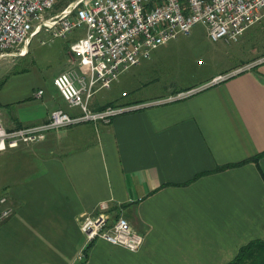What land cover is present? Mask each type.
<instances>
[{
  "label": "crops",
  "instance_id": "1",
  "mask_svg": "<svg viewBox=\"0 0 264 264\" xmlns=\"http://www.w3.org/2000/svg\"><path fill=\"white\" fill-rule=\"evenodd\" d=\"M68 64L77 67L72 54ZM224 71L146 100L126 77L117 83L127 96L110 102L139 108L4 148L0 182L24 228L17 246L33 248L16 264H226L242 246L264 240V49ZM95 94L89 110L102 111L109 102ZM33 99L0 116L6 130L44 123L55 109L79 112L56 89ZM101 205L110 221L122 217L141 234L142 246L133 253L97 239L77 261L87 247L81 222Z\"/></svg>",
  "mask_w": 264,
  "mask_h": 264
},
{
  "label": "built area",
  "instance_id": "2",
  "mask_svg": "<svg viewBox=\"0 0 264 264\" xmlns=\"http://www.w3.org/2000/svg\"><path fill=\"white\" fill-rule=\"evenodd\" d=\"M63 1L0 0V60L24 56L29 40L41 32L49 34L50 41L84 28V35L69 47L77 67L58 74L52 81L66 105L79 114L55 109L46 122L13 130H6L0 118V152L33 144L53 130L85 122L107 123L113 116L139 108L107 107L93 112L88 105L97 91L109 89L130 68L148 60L153 50L180 35L188 36L196 25L204 27L210 41L230 44L264 21V0H69L58 12L51 13ZM240 71L218 76L211 84ZM195 92L178 94L173 100ZM42 95L43 91L38 90L34 97ZM121 96L127 95L123 92ZM99 208L100 213L81 222L85 245L100 239L137 252L143 236L122 217L110 222L107 207ZM12 212L10 201L0 197V223Z\"/></svg>",
  "mask_w": 264,
  "mask_h": 264
},
{
  "label": "rangeland",
  "instance_id": "3",
  "mask_svg": "<svg viewBox=\"0 0 264 264\" xmlns=\"http://www.w3.org/2000/svg\"><path fill=\"white\" fill-rule=\"evenodd\" d=\"M68 1L64 0L51 13L58 12ZM83 35L84 28L81 27L74 29L65 38H54L49 41L50 35L41 32L29 40L24 56L0 60V81L5 80L0 88V116L17 114L18 103L25 100L34 102L33 96L38 90L54 91L52 85L54 77L69 68L70 45ZM42 41L44 44H41ZM263 49L264 21L250 27L236 42L230 44L210 41L204 27L196 25L188 36L180 35L153 50L148 60L130 68L118 81H124L130 76L138 83L132 94L146 100L167 95L168 87L179 91L186 86L203 83L226 69L230 70L247 62ZM200 60L203 61L202 65L197 64ZM210 82L211 80L207 85L211 84ZM118 83L112 84L109 89L100 90L94 99L99 103H106L120 98L121 91H126V88ZM197 90L199 89L194 91ZM34 109L29 107L22 111L32 112ZM75 114L78 115L79 112ZM1 160L0 157V162ZM3 176L4 172L2 174L0 168L2 182ZM3 186L0 182V197L8 198L9 188ZM15 218L13 215L11 219L0 223V264L19 263L26 258L23 256L25 250L33 249L17 246L22 244L24 228ZM83 239L85 245V238Z\"/></svg>",
  "mask_w": 264,
  "mask_h": 264
},
{
  "label": "trees",
  "instance_id": "4",
  "mask_svg": "<svg viewBox=\"0 0 264 264\" xmlns=\"http://www.w3.org/2000/svg\"><path fill=\"white\" fill-rule=\"evenodd\" d=\"M203 63L202 60H200ZM5 80L0 81V88L4 84ZM189 89H186L187 91ZM127 95V92H124ZM114 102H109L104 106L100 107L98 110H104L107 107H116ZM256 159V158H255ZM254 159V160H255ZM92 243L88 244L86 249H84L83 256L86 257L87 248ZM226 264H264V240L251 241L248 244L242 246L235 257Z\"/></svg>",
  "mask_w": 264,
  "mask_h": 264
}]
</instances>
